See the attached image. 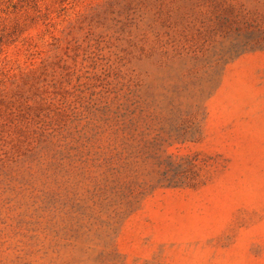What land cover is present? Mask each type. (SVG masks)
<instances>
[{"label":"rangeland","instance_id":"rangeland-1","mask_svg":"<svg viewBox=\"0 0 264 264\" xmlns=\"http://www.w3.org/2000/svg\"><path fill=\"white\" fill-rule=\"evenodd\" d=\"M0 264H264V0H0Z\"/></svg>","mask_w":264,"mask_h":264}]
</instances>
